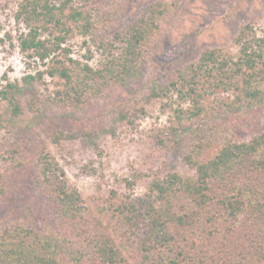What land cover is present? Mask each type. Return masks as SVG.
I'll return each mask as SVG.
<instances>
[{"label":"rangeland","instance_id":"obj_1","mask_svg":"<svg viewBox=\"0 0 264 264\" xmlns=\"http://www.w3.org/2000/svg\"><path fill=\"white\" fill-rule=\"evenodd\" d=\"M21 1L0 0V89L6 81L22 87L10 93L22 108L16 126L6 122L7 101L0 96V176L5 189L0 195V239L8 235L10 241L20 238L29 244L32 234L13 231L20 224L38 232L68 229L39 174V156L48 153L86 206L87 234L77 236L75 247L84 246L89 252L96 232L112 235L116 227L115 231L124 232V242L113 233L125 258L123 264H170L167 260L174 256L190 264H256L257 253L264 249L259 222L256 224L247 210L232 217L221 203L223 197H218L225 192L236 204L235 196L241 190L246 199L263 201L264 172L243 161L241 172L230 170L224 180L213 184V205L201 210L187 195L175 198L169 207L165 197H155L150 183L169 173L194 178L195 168L184 156L197 142L203 150L200 158L206 159L225 142L248 141L264 132V104H245L238 98V111L221 106L213 113L210 107L218 99L202 78L197 90L203 96H198L196 103L205 107V114L194 115L192 100L174 90L179 87L162 92L164 86L180 80L179 73L188 75V67L198 62L204 50L220 48L223 55L236 60L235 38L245 25L264 37V0H91L92 20L99 24L92 35L105 41L148 13L151 6L150 13L160 8L165 11L162 18L155 17L158 27L147 34L136 72L120 80L109 75L107 85L97 81L94 87H103L97 93L86 90L76 96L71 87H85V79L68 59L99 68L111 54L85 44L83 40L90 35L80 33L66 9L57 12L59 24L50 23L42 34L50 39L63 35L55 56L44 63L28 57L19 48L27 28L15 19ZM108 12L118 15L106 19ZM103 21L105 30L100 27ZM113 51L117 54L118 49ZM61 68L67 69L69 82L57 72ZM26 73L36 74L28 85L21 81ZM261 85L264 87V82ZM219 91L222 97L224 93ZM231 94L234 99L236 91ZM67 134L72 138H59ZM174 137H179V144L173 142ZM128 199L135 201L138 209L152 202L154 209L160 210L154 215L166 222L172 237L170 248L154 243L147 225L141 222L135 228L118 230L117 214L110 209ZM167 210L173 211L174 219L164 214ZM177 215H181V222ZM81 258L82 264H103L87 254ZM58 259L60 264H74L67 251Z\"/></svg>","mask_w":264,"mask_h":264},{"label":"trees","instance_id":"obj_2","mask_svg":"<svg viewBox=\"0 0 264 264\" xmlns=\"http://www.w3.org/2000/svg\"><path fill=\"white\" fill-rule=\"evenodd\" d=\"M90 4L91 0H22L15 13L16 21L24 24L27 28L26 34L19 41V48L30 58L35 57L44 63L55 56L64 41L63 35L50 39L42 37V34L48 29L50 23L59 24L57 12L63 13L66 9L69 10L68 16L76 23L80 33L84 36L90 35L83 42L92 44L98 52L102 50L101 52L108 51L111 54V57H107L99 68H93L87 62H81L78 59H68L73 66L77 67L85 79V87H71V92L73 91L75 96L86 90L97 93L103 88L94 87L97 81L107 85L106 77L109 75L120 80L136 72L147 34H152L153 28L158 27L155 17L162 18L165 11V8H160L155 13L154 11L150 13L151 6L148 13L134 20L124 31L115 33L111 39L105 41L92 35L98 30L99 24H95L92 20ZM156 5H160V3ZM117 15L118 13L108 12L105 14V18L114 19ZM100 27L104 30L107 28L105 21L100 24ZM235 42L239 53L236 60L223 55L220 48L204 50L198 62L188 67V75L179 73L180 80L170 82L168 86H164L166 88L162 92L167 93L168 87H179L174 90L180 92L184 98L192 100L194 115L206 113L205 107L196 103L197 97L203 96L197 90L201 78L203 79L202 83L209 87L208 91L218 99L210 107L213 113L217 112L221 106L238 111L240 108V105H236L238 98H242L245 104H264V87L261 85L264 82V37L255 34L250 25L247 24L240 29ZM115 49H118L117 54L113 51ZM88 50L91 51L90 48ZM85 56L89 58L88 54ZM48 72L53 74L54 71ZM57 72L69 82L70 75L67 69L61 68ZM120 74H123V77ZM35 78V73H26L21 77V81L28 85ZM12 89L21 90L22 87H16L13 82L6 81L0 89V96L7 101L8 117L6 122L11 126H16L22 108L19 99L14 94H10ZM219 90L224 93L222 97L217 94L220 93ZM234 91L236 94L234 99H231V93ZM56 94L62 95L58 91ZM178 111L184 113L180 107ZM59 138L70 139L72 135H60ZM55 140H58V137ZM173 142L179 144V137H174ZM202 152L201 145L197 142L189 148L184 156L185 160L195 168L196 175L194 178H183L176 173H169L164 179H152L150 189L156 194L155 197L157 199L165 197L166 202L171 207V202L175 198L179 199L182 195H187L199 209H208V206H212L214 202L215 192L211 189L213 184L224 180L225 174L230 170L238 168L236 171L241 172L244 166L243 161L248 160V164H253L254 168L264 172V132L248 141L225 142L213 156L206 159L200 158ZM39 162L41 165L39 174L49 189L55 211L66 221L68 229L61 231L47 228L44 232H38L34 231L33 227H25L20 224L13 228V231L25 230L26 235L32 234L31 242L25 243L20 238L16 241H10L8 235H2L0 239V261H4L5 264H60L59 256L67 251L72 256L74 264H82L83 259L81 257L83 254L89 255L103 264L125 263L122 251L115 240V237H118L122 241L124 232L121 231L120 234L115 231L116 227L111 231L112 235H108L106 232L101 234V231L96 232L95 237L97 239L96 241L94 239L90 246L92 251L86 252L84 246L75 247L77 236L80 238L87 234L86 227L88 225L84 217L86 206L82 203L79 192L75 188L69 187L64 171L51 155L48 153L41 154ZM4 190L0 176V195L4 193ZM238 191L235 196L236 204L227 197L229 195L225 192H222L218 198L223 197L221 203L232 217L241 215L247 210L253 221L256 224L257 221L259 222L261 233L264 232V198L262 197L263 201L261 202L251 201L246 199L245 193H242L241 190ZM136 204L135 201L128 199L127 202L123 201L119 205H113L110 209L111 212L114 210V214H117L115 215V222L121 225L118 230L135 228L141 222L147 225L148 233L151 234L150 237L153 238L154 243L160 247H169L172 237L166 230V222L160 220L158 215H154L155 212L159 211L158 213H160V210H155L152 202L142 205L145 206L142 209H138ZM137 212L140 213L139 216L132 217ZM254 213L255 215H253ZM164 214L168 215V218L174 219L173 211L167 210ZM111 216H113L112 213ZM261 216L263 218L262 224L259 221ZM176 219L181 222V215H177ZM35 248H38L39 252H36ZM257 256L258 262L256 264H264V249H260ZM167 262L170 264H190L189 261L183 262L180 257L175 256Z\"/></svg>","mask_w":264,"mask_h":264}]
</instances>
